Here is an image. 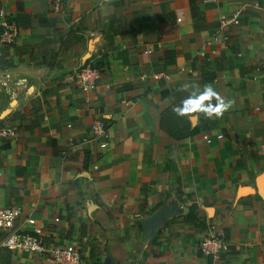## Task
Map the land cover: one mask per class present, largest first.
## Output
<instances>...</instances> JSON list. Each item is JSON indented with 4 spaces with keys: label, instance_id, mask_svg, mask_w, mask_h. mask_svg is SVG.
I'll list each match as a JSON object with an SVG mask.
<instances>
[{
    "label": "crops",
    "instance_id": "1",
    "mask_svg": "<svg viewBox=\"0 0 264 264\" xmlns=\"http://www.w3.org/2000/svg\"><path fill=\"white\" fill-rule=\"evenodd\" d=\"M19 5L29 27L16 22ZM1 9L18 28L14 43L0 41V121L17 130L0 143V210L21 209L14 230L40 228L46 249L75 243L82 264H215L200 249L208 229L185 222L196 205L229 243L218 264H264V0H202L200 32L189 0H0ZM169 50L178 57L165 66ZM88 65L101 75L83 91L69 78ZM178 86H210L224 105L182 140L160 127L174 103L162 92ZM97 119L109 147L64 159ZM164 208L176 211L148 239L144 222ZM5 235L0 264H51L47 253L1 247Z\"/></svg>",
    "mask_w": 264,
    "mask_h": 264
},
{
    "label": "built area",
    "instance_id": "2",
    "mask_svg": "<svg viewBox=\"0 0 264 264\" xmlns=\"http://www.w3.org/2000/svg\"><path fill=\"white\" fill-rule=\"evenodd\" d=\"M258 6V4L255 5V7ZM242 10L237 12L232 18L223 20V26L237 24ZM17 35L18 28L16 24L11 22L5 10L1 9L0 41L2 43L12 44ZM100 75V69L88 65L82 67L73 76H70L69 80L76 83L81 90L88 91L97 83ZM162 78L169 80L170 77L168 74L155 76L157 80ZM90 131V136H86L78 142L71 143L68 148L61 152V156L64 159L68 158L91 145H97L99 150H106L109 147V128L106 122L101 119L95 120ZM16 134L17 130L15 127L0 121V143L14 138ZM21 215L22 211L18 207L0 210V232L6 234L1 247L27 254L47 253L51 258V264H82V254L75 243L46 249L42 241L40 242L36 236L26 235L14 230V225ZM28 222L33 225L35 224V221L32 219L28 220ZM33 233L40 235L41 229L36 228ZM200 249L203 254L212 257L216 261L215 264H218L222 255L229 252V243L225 233L217 225L210 224L207 236L200 243Z\"/></svg>",
    "mask_w": 264,
    "mask_h": 264
},
{
    "label": "trees",
    "instance_id": "3",
    "mask_svg": "<svg viewBox=\"0 0 264 264\" xmlns=\"http://www.w3.org/2000/svg\"><path fill=\"white\" fill-rule=\"evenodd\" d=\"M189 2H190V11H191V18L193 20L194 30L197 32L205 30L207 28V24H206L204 12L202 10V0H189ZM18 9H19V14L16 19V22L18 23L21 21L24 27H29L30 16L25 15L23 13V8L21 5L18 6ZM177 57L178 54L175 50L167 51L164 54L165 66L174 65L176 63ZM95 68L100 69L99 67H95ZM189 95L190 92L188 90L183 89L180 86H178L173 92H169V91L162 92L163 97L172 96L174 103L172 107H169L162 112L160 119V127L163 131H165L167 134H169L171 137L177 140L188 138L197 133H200L201 131H206L210 128L209 120L203 118L202 112H198L194 114H186L184 116H181L173 111V109L179 106L182 100L186 99ZM194 116L199 117V122L195 127L192 126L190 120ZM54 153L57 154V152ZM59 153H61V151ZM185 222L189 225H193L202 229L207 230L209 228V226L206 225V223L201 221L198 213V208L196 205H191L189 207V213L185 217ZM23 234L36 236L40 242L42 241L41 236L35 233H23Z\"/></svg>",
    "mask_w": 264,
    "mask_h": 264
},
{
    "label": "clouds",
    "instance_id": "4",
    "mask_svg": "<svg viewBox=\"0 0 264 264\" xmlns=\"http://www.w3.org/2000/svg\"><path fill=\"white\" fill-rule=\"evenodd\" d=\"M213 97L217 98L215 105L211 102ZM205 101H208V103H205ZM223 106L217 93L210 86H205L202 91L190 94L186 99L182 100L181 104L175 107L173 111L181 116L198 112H203L206 115H219Z\"/></svg>",
    "mask_w": 264,
    "mask_h": 264
},
{
    "label": "water",
    "instance_id": "5",
    "mask_svg": "<svg viewBox=\"0 0 264 264\" xmlns=\"http://www.w3.org/2000/svg\"><path fill=\"white\" fill-rule=\"evenodd\" d=\"M193 123L196 122V118L192 119ZM258 193L264 197V177L261 178L257 184ZM176 208H164L155 212L150 218L144 222L146 229V236L148 239H152L156 234L161 224L174 212Z\"/></svg>",
    "mask_w": 264,
    "mask_h": 264
},
{
    "label": "rangeland",
    "instance_id": "6",
    "mask_svg": "<svg viewBox=\"0 0 264 264\" xmlns=\"http://www.w3.org/2000/svg\"><path fill=\"white\" fill-rule=\"evenodd\" d=\"M5 239V238H4Z\"/></svg>",
    "mask_w": 264,
    "mask_h": 264
}]
</instances>
